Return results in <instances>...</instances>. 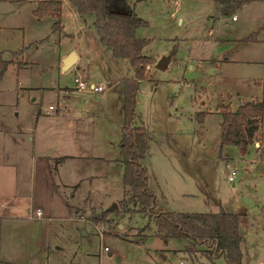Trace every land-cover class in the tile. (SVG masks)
Masks as SVG:
<instances>
[{
	"label": "rangeland",
	"instance_id": "rangeland-1",
	"mask_svg": "<svg viewBox=\"0 0 264 264\" xmlns=\"http://www.w3.org/2000/svg\"><path fill=\"white\" fill-rule=\"evenodd\" d=\"M127 1L147 21L136 35L149 39L144 52L152 57L148 77L140 81L136 94L138 122L146 125L151 136L144 160L150 186L168 198L171 210L242 212L246 264H264L262 151L257 140L221 143V110L226 104L236 108L261 97L264 83V63L249 59L259 45L224 39L250 34L258 23L264 24V0H249L230 15H223L213 0ZM36 2L0 0V51L14 60L0 83V124L5 129L1 148L12 150L13 139L22 143L21 136L11 133L4 122L27 121L32 127L27 143L34 153L52 156L42 186L52 190L58 184L65 198L56 197L51 218H31L36 207L11 210L7 197H0V260L228 264L224 257L211 259L205 245L193 250L187 239L170 238L166 243L153 217L128 211L135 209L132 201L124 206L128 190L119 146L124 122L120 95L122 78L133 75V67L111 50L104 54L95 28L86 25L67 0L64 28L55 33L49 14H34ZM233 14L238 20H233ZM71 51H76L78 59L63 69V58ZM168 54H172L168 67L157 68V61ZM209 56L221 59L211 61ZM80 72H85L90 85L107 89L93 93L79 89L75 77ZM51 104L56 110L49 108ZM66 154L76 156L55 168L57 158ZM233 169L236 173L229 181ZM31 171L27 168L25 175L21 165L9 166L1 189L16 190L25 200L28 185L20 181L24 175L29 178ZM32 175L38 185V173L33 170ZM36 202H40L37 197ZM115 202L117 211L104 221H93L94 213ZM10 210L18 211L15 215L20 217L9 218L13 213L6 211Z\"/></svg>",
	"mask_w": 264,
	"mask_h": 264
},
{
	"label": "trees",
	"instance_id": "trees-1",
	"mask_svg": "<svg viewBox=\"0 0 264 264\" xmlns=\"http://www.w3.org/2000/svg\"><path fill=\"white\" fill-rule=\"evenodd\" d=\"M68 1L82 18L94 17L93 25L101 43L112 51L114 57L127 60L134 70L133 75L122 78L124 122L119 146L124 165L123 183L128 189L124 206L127 208L132 201L135 209L128 208V211L136 210L153 217L158 235L166 242L170 238L187 239L193 250L198 245L209 248L207 252L211 259L224 257L228 264H246V239L240 233L238 213L173 211L168 208L166 197L150 186V174L144 163L149 153L150 135L146 125L138 122L140 116L136 111L139 83L148 77L147 65L152 61V57L144 52L149 39L136 35L138 27L147 25L146 19L136 13L127 0ZM214 1L221 5L223 15H230L249 0ZM33 12L37 16L52 15L53 31L63 28V0H37ZM258 32L253 31L241 40L254 41ZM12 62L13 59L4 58L0 51V81ZM262 87L261 97L245 100L236 108L226 104L221 110V143L248 144L257 140L264 158V83ZM66 157H59L57 162ZM115 211L102 210L91 218L101 222ZM0 264L12 263L0 260Z\"/></svg>",
	"mask_w": 264,
	"mask_h": 264
},
{
	"label": "crops",
	"instance_id": "crops-1",
	"mask_svg": "<svg viewBox=\"0 0 264 264\" xmlns=\"http://www.w3.org/2000/svg\"><path fill=\"white\" fill-rule=\"evenodd\" d=\"M68 3H69L70 9L73 12L78 13V11L70 4L69 1H68ZM36 4H37V2H36ZM218 5H220V4H218ZM64 8H65V5H64V0H63V12L65 11ZM220 9H221V5H220ZM50 16L52 17V20H51V25H52L54 22V17L52 15H50ZM62 16H63V14H62ZM79 16L82 18V16L80 14H79ZM83 19H84L86 25L94 27V25H93L94 17L90 18V20H88L87 17H85ZM233 20H238V18L236 17L235 14H233ZM62 24H63V20H62ZM63 28H64V24H63ZM63 28L61 30H56V31L54 30L53 31L52 26H51V30L54 33L55 32H61L63 30ZM253 31H259L258 35H257V39L254 41H243V42H249L253 45H259V47L254 48V49H256V53L254 54L253 57H250L249 59L252 60L253 62H256V63H264V24L258 23V26L256 27V29L252 30L251 32H253ZM247 35L248 34L243 35V36L238 37V38L227 37L226 39H224V41H237V40L242 41L241 39ZM96 39H97L98 43L103 47L104 54L106 55V53H108V51H110V50L107 49L101 43L98 33H97ZM111 53H112V51H111ZM206 58L210 59L211 61H216V60L221 59L218 56H216V57L209 56ZM225 59L230 60V57L226 56ZM0 83H1V81H0ZM104 91H102V92H104ZM90 92H92V91L90 90ZM121 93H122V95H120V96H121L122 103H123V88L121 89ZM122 109H123V104H122ZM54 110H56V108ZM47 113H49V112H47ZM1 117H2V115H0V119H1ZM37 118L39 119V117H37ZM5 121H7V120H5ZM4 123L6 124V126H8V129H9V131H11V133L18 134L21 136L22 143L18 144L15 142V139H13L12 144H11L13 149L4 152L1 148V145H3V141L2 142L0 141V181H1V184L4 182L5 169H7L9 166L17 167L18 165H21L24 169L25 175H26L27 168H30V169L32 168V171L30 172L29 178H27V176L24 175L20 181L21 184H25L26 186L28 185V193L26 194V196H24L25 200H21V198L18 196V192L16 190H13L11 192L2 190L1 184H0V197H7L9 204H11V207L9 206V208L11 210L17 209L19 211H22L21 210L22 208L27 209L29 207L31 209L33 207H36L35 211L37 209L43 210L44 215L42 217L51 218L53 216V213L55 210V199H56V197H58V195H59L62 199L65 198V195L62 193V190H60V186L58 184H55V187L52 190L42 186L43 185V175L48 174V170H49V168H51L50 167L51 166L50 160H51L52 156L48 155L46 153H34L32 146L29 143H27V140L32 139L31 134H30V130L32 129V127L29 125V123L27 121H21V122H19V124L18 123L14 124V123H12L11 120H8V122H4ZM263 127H264V120H263ZM4 131H5L4 126H2L0 124V137H1V134L5 133ZM259 135H260V133H259ZM150 138H151V136H150ZM150 138H149V140H150ZM255 144L259 145V142L255 141ZM63 156H67V157L60 160L59 161L60 163L63 162L65 159L75 157L76 155L71 156L69 154H66ZM59 162H57V160H56V163L54 164L55 168L56 167L58 168ZM33 170L36 173H38V185H36L34 182L35 178L32 175ZM52 171L53 170L51 169V172ZM16 183H18L17 180H16ZM76 187H78V185ZM37 188H38V190H37ZM47 192H49V194ZM36 197L40 199V202H36ZM166 201H167V206L170 209V206H169L170 204L168 202L167 197H166ZM11 210L6 211V213H13L11 215L10 214L7 215V216H9V218L11 216L20 217V216L15 215L16 213H18V211L11 212ZM173 211H177V210H173ZM178 212H181V211H178ZM237 213L240 215V222H241L243 213L239 212V211ZM30 217L31 218H42V217H36V213L34 216H32L30 214ZM95 228H97V226H95ZM5 262L12 263V264H22L21 262H17L16 260H13V261L8 260Z\"/></svg>",
	"mask_w": 264,
	"mask_h": 264
},
{
	"label": "built area",
	"instance_id": "built-area-1",
	"mask_svg": "<svg viewBox=\"0 0 264 264\" xmlns=\"http://www.w3.org/2000/svg\"><path fill=\"white\" fill-rule=\"evenodd\" d=\"M75 80L77 82V87L79 89H89L92 92H102L104 91L106 88L104 85L102 84H96V83H92L91 85L88 82V78L86 77L85 72H80L77 73ZM50 109H55L56 107L54 105H50L49 106ZM236 173V169H233L230 173H229V181H231L233 179V176ZM36 217H42L44 215V212L42 211V209H37L36 210ZM103 236V234L101 233V237ZM105 250H109L108 247H105Z\"/></svg>",
	"mask_w": 264,
	"mask_h": 264
},
{
	"label": "water",
	"instance_id": "water-1",
	"mask_svg": "<svg viewBox=\"0 0 264 264\" xmlns=\"http://www.w3.org/2000/svg\"><path fill=\"white\" fill-rule=\"evenodd\" d=\"M78 59V54L76 51H71L67 56L63 58V69H66L73 65ZM172 59V54L163 55L156 63V67L160 69H166ZM79 68V66H78ZM118 208V204L115 202L109 208L110 210H116Z\"/></svg>",
	"mask_w": 264,
	"mask_h": 264
}]
</instances>
